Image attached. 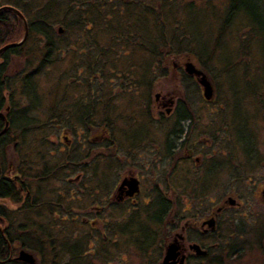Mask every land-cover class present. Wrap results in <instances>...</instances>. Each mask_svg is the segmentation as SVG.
Listing matches in <instances>:
<instances>
[{
  "label": "rangeland",
  "instance_id": "1",
  "mask_svg": "<svg viewBox=\"0 0 264 264\" xmlns=\"http://www.w3.org/2000/svg\"><path fill=\"white\" fill-rule=\"evenodd\" d=\"M251 1L264 20V0ZM51 2L0 0V7L35 14ZM230 2L54 0L60 15L51 19L49 58L40 64L44 42L32 37L33 54L9 57L4 71L11 101L3 108L18 120L0 143V170L17 175L24 190L19 202L0 205L18 250L36 264H159L170 241L166 226L176 217L199 219L229 196L241 206L221 213L231 221L218 236L241 235L240 244L252 237L247 249L257 250L264 237L262 33L243 9L229 16ZM68 7L83 23L62 25ZM8 27L22 39L21 20ZM185 61L212 86L208 99L184 73ZM28 76L40 103L24 93ZM104 125L113 126L110 140ZM124 176L139 178L141 192L116 202ZM25 237L34 239L31 247L21 246Z\"/></svg>",
  "mask_w": 264,
  "mask_h": 264
},
{
  "label": "trees",
  "instance_id": "2",
  "mask_svg": "<svg viewBox=\"0 0 264 264\" xmlns=\"http://www.w3.org/2000/svg\"><path fill=\"white\" fill-rule=\"evenodd\" d=\"M231 6H230V13L229 16L232 13H235L237 9L241 11V9L244 10L245 13H247L250 17V20L254 22L255 24H258L260 31L262 33V43H261V49L263 51V59H264V20L263 16L260 15V12L258 11V7L253 4L251 0H230ZM54 0H52L51 3L45 4L44 7L41 8L37 13H33L31 8H28L27 11H24L22 9L21 12L23 13L24 17L27 19V26H28V38L26 41L18 46V47H12L7 49L6 51L2 52L0 54V112L4 110L6 119L3 120L0 115V143L5 142V138L8 134V130H12L15 127V123L18 120V117H8V114L11 113V111L8 112L10 108H3L6 101L9 103L11 101V98L7 96L8 93V78L4 76V71L6 70L8 58L9 57H23L29 56L30 54H33L31 49L27 47V41L30 42L32 37H36L38 40L43 41V49L45 50L46 58L40 59V64H43L46 62V60L49 58V54L51 53V50L55 48V42L52 35V17L53 13H55V9L52 8V3ZM250 5L254 7V11H250ZM62 13V25L64 27H70L72 25H75L76 23H83L82 21V15L80 11L77 9L71 10V8H67L64 11H61ZM55 14L60 15L59 12L56 11ZM73 15V16H72ZM71 16L72 21L70 22V25H68L64 19ZM20 19L9 10H4L0 12V47L7 43H13L19 41L18 39L13 38L17 31H15L14 27L9 28L8 24H18V21ZM66 29V28H65ZM41 50V49H39ZM42 51H40L41 54ZM27 62H29L28 58H26ZM26 62V63H27ZM186 73V72H185ZM186 75V74H185ZM189 77L188 75H186ZM23 90L24 93L30 96L31 101L34 103H40L39 97L35 94V86L29 84V76L23 78ZM3 113V112H2ZM27 113V112H26ZM4 117V116H3ZM25 121V123H29L27 118L22 117ZM7 125V126H6ZM6 126V129L4 130ZM104 132H107V135L105 138H108L110 140V134L113 133V126L108 127L107 125H104L103 127ZM113 135V134H112ZM113 137V136H112ZM115 139V136H114ZM22 190H24V187L20 183V179L17 175H14L12 177L3 175L2 171L0 170V201H20V195L22 194ZM20 196V197H19ZM0 205V264H8L13 263L14 259L16 257L17 249L15 241L10 236V232L12 228L10 225L6 224V214L3 211V208ZM141 232V231H140ZM21 246L23 247H31L34 244V239L25 237L22 239ZM74 246V245H72Z\"/></svg>",
  "mask_w": 264,
  "mask_h": 264
},
{
  "label": "flooded vegetation",
  "instance_id": "3",
  "mask_svg": "<svg viewBox=\"0 0 264 264\" xmlns=\"http://www.w3.org/2000/svg\"><path fill=\"white\" fill-rule=\"evenodd\" d=\"M181 64L185 66L184 71L187 73L188 71H186V67L187 65H189V63H186L185 61L181 62ZM187 74L191 78L196 79L197 83L199 82L200 84V74L195 73L194 70L192 72V69H190L189 73ZM156 98L158 99V96H156ZM1 117L3 120H5L3 118V115ZM181 117L183 118H180V120H183L185 118L184 115ZM188 118L190 119L191 117H187V119ZM64 139L66 138L64 137ZM132 179L137 181L138 189L137 192H134L133 195L130 196L128 195V192L130 190L128 182ZM116 183L115 193H113L111 196L115 198L116 202L133 200L141 192V180L136 176L121 177L119 179V182ZM259 195L260 200L264 204V188H260ZM240 206L241 203L237 202L234 198L229 196V198L225 200L224 204L219 205L215 211L214 209H212V211L200 217L199 219H186L184 221L182 217H176L174 222L169 226V229L167 228V226H164L166 228L165 230L169 231L170 241L169 243H165V253L159 264H161L166 257V254L170 247L174 248V251H172L174 254V258L171 259L170 262L174 261L176 264H192L193 262L198 260H206L207 262L214 264H264L263 236H261V238L259 239L257 250L247 249L249 248V245L251 247L253 243L252 237L246 238L245 242L240 244L238 240L242 238L241 235L237 236L236 234L228 233V237L226 239L223 236H218L220 232L219 229L222 226L224 228H226V226L228 227L231 221H228V218H226V220H223V218L225 217L222 218L221 213L223 211L228 212L232 210V208H238ZM154 218H156L155 213ZM164 219V213H159L158 222H164ZM212 236H214L216 240H212V242H210L209 238H211ZM17 246L18 245L15 246L16 249ZM20 250L22 249H17V253ZM17 262L19 264H26L17 261L15 258L14 263Z\"/></svg>",
  "mask_w": 264,
  "mask_h": 264
},
{
  "label": "water",
  "instance_id": "4",
  "mask_svg": "<svg viewBox=\"0 0 264 264\" xmlns=\"http://www.w3.org/2000/svg\"><path fill=\"white\" fill-rule=\"evenodd\" d=\"M4 10L12 11L13 13H15L19 17V19L22 22L23 28H24V35H23V37H22V39L20 41L13 42V43H7V44L3 45L2 47H0V54L2 52L6 51L9 48L18 47V46L22 45L23 42L26 40V37H27V34H28L27 22H26V19L23 16V14L18 9H15V8H13L11 6H2V7H0V12L4 11ZM190 69H192V72L194 70L195 73L200 74V84L204 88L203 91H204L205 98L208 99L211 96V94H212V86L210 85V83L206 79L205 75L201 71H198L191 64H189V65H187L186 70L189 72ZM128 184H129V187H130L128 195L132 196L134 192H137L138 183H137L136 180L132 179L131 181L128 182ZM172 251H174V248L170 247L168 249L166 257L164 258V260L162 261L161 264H176L174 261L170 262V260L174 258V254H173ZM16 259L19 260V261H22L24 263H27V264H35L34 257L31 254L25 252L24 250L19 251L18 256L16 257Z\"/></svg>",
  "mask_w": 264,
  "mask_h": 264
}]
</instances>
